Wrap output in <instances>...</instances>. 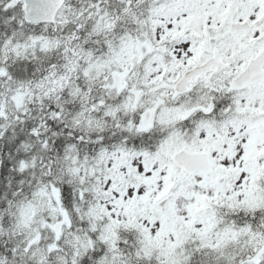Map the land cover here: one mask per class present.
<instances>
[{
	"label": "snow or ice",
	"instance_id": "snow-or-ice-1",
	"mask_svg": "<svg viewBox=\"0 0 264 264\" xmlns=\"http://www.w3.org/2000/svg\"><path fill=\"white\" fill-rule=\"evenodd\" d=\"M0 264H264V0H0Z\"/></svg>",
	"mask_w": 264,
	"mask_h": 264
}]
</instances>
